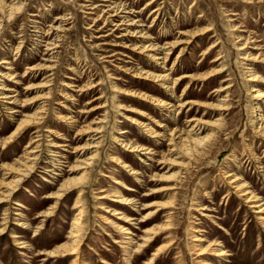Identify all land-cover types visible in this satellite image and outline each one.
<instances>
[{
    "label": "rangeland",
    "instance_id": "1",
    "mask_svg": "<svg viewBox=\"0 0 264 264\" xmlns=\"http://www.w3.org/2000/svg\"><path fill=\"white\" fill-rule=\"evenodd\" d=\"M146 1L117 0L128 10L134 11L130 18L137 17L136 20L145 25L146 28L143 29L149 32L151 41L159 46L182 38L179 35L180 32H195L205 27L211 28L207 33L193 39L188 35L190 43L183 45L185 50L174 68L176 72L174 76L186 72L202 76L212 69L223 66L226 70L216 79L203 81L199 80L200 77L198 80L191 81L188 89L189 95L185 99L198 103H216L218 99H224L227 95V100L233 106L222 116L224 129L216 134L214 140L205 144L207 145L204 151L205 156L197 159L196 163L193 162L191 167L187 168V174H183L179 179L177 190L168 192L173 196L174 207L166 210L165 213H171L169 217L172 229L162 233L160 238L145 248L142 253H134L136 243L139 242L144 229L155 224H162L166 220L163 218L165 215L161 213L148 224L139 222L141 216L147 213V210H142L144 204L156 199L150 195H143L148 194L151 189L170 184V182H158L152 174L167 173L169 175L176 169L168 171L167 166L162 169L164 165L160 163L162 159L160 151L166 149L168 136L164 140L151 139L152 141L146 142L150 138L124 119L125 116L137 118L136 115L121 109L136 106L151 116L152 113L142 106L125 100L119 99L117 102L116 98L124 96L119 91L134 90L148 93V95L175 105L178 99H171L168 93L166 96L153 93L151 88H148L153 83L133 76L136 68L143 69V72L146 70L158 72L156 69L159 66L149 62L148 64L143 54L131 51L129 56L133 61L119 55L115 58H102L107 55L96 50L95 45L101 41L95 37L106 34L105 31L112 27L107 26L103 30L104 33L98 34L95 31L103 26V20L98 21L96 27H91L92 19L99 15L104 16L103 19H105L113 12L103 13L102 11L106 9L102 6L94 10L89 9V4L102 5L100 0H27L22 14L14 24L8 25L0 34V60L4 59L10 63V65L0 66V86L6 85L13 88L16 92L11 94H15L19 100L18 106L7 104L4 106L2 102L5 101L0 100V141H4L13 132L23 115L34 111L35 102L33 100L35 98L42 96L48 90H51V96L46 101L45 116L47 119L40 126V159L31 177L25 179L18 192L12 197L13 202L20 203L23 207L13 205L11 202L0 204V223L3 222V218H7L9 222L7 231L15 232L19 237L18 240L28 247L26 249L17 248L13 240L9 238V234H4L0 237V264H70L71 259L77 256L78 264H145L159 245L169 241L173 242L171 248L155 257L151 264H197V250L200 247L206 248L208 243L214 241L220 243L217 248L224 250L226 256L223 259H212L209 256L199 257L206 258L213 264H264V220L258 219L259 215L264 217V213L254 214L255 209L249 208L248 204H245L238 195H232L233 190L225 179L226 173L241 175L250 185L248 189L257 194L264 203V173L259 171L261 169L257 168L249 152V148H252L258 160L261 161V166H264V142L255 147L252 144L254 139L252 127L256 122L254 118L256 113H253L254 110L251 108L248 82H246L251 62L244 61L242 57L245 54L255 56L259 52H264V2L252 0L251 4H247L242 0H156L150 7L143 9ZM156 7H159L160 14L158 19L151 23L153 20L151 11ZM123 13L118 14L122 17L120 19L128 16ZM63 16L65 19H70L65 22L57 20ZM114 20L116 21V18ZM60 24L63 30L52 34V36H61L58 42L59 48L54 50L56 63L55 68L50 72L52 85L49 89L30 88L27 90L26 87L30 85L34 87L43 79L42 76L33 79L31 77L22 78L26 67L40 66L44 63L40 59L47 58L43 55L44 43L38 36L41 35L40 32L49 30V27ZM149 26L151 27L148 28ZM124 28L125 26L115 31L114 36L107 40L110 43L121 41L122 39L118 37L124 34ZM123 40L129 49L144 42L134 37ZM244 44L243 50H239ZM212 45L216 46L210 49ZM107 47L106 51L114 48L109 45ZM177 51H174L165 63V71L171 67ZM218 56L222 58L213 63L212 61ZM147 64L152 66H147ZM7 66L11 70H6ZM259 67L261 66L256 63L255 70L260 71L259 73L264 76V71L258 70ZM6 73L13 74L14 79L11 82L6 79ZM225 78L228 80L223 82ZM15 81L19 83L14 84ZM88 81L99 82L100 85L93 92H88V96L76 92ZM187 82L188 80H185L179 86L175 97L178 98ZM228 85H231L228 90L216 92V89ZM101 93L104 96L103 99L85 105L89 99ZM71 99L75 104L71 103ZM106 100L107 106L103 111L98 110L96 111L98 113L92 115L82 114V111L98 103H104ZM23 101L30 102V104L24 106ZM258 104L261 109L255 112L260 113L264 118V105L260 102ZM151 106L153 105H148V107ZM9 107H16L17 113L12 114L14 117L8 115V110L5 108ZM118 107L123 108L119 110ZM193 109L192 113H187V109L182 111L177 119L178 126L186 127L184 129L187 130L189 123L186 121L189 118H212L203 116L202 113H195L199 110L202 112L201 108L194 107ZM155 112L154 118L160 122L164 120L167 124L173 119L165 111L155 110ZM104 113L107 116L105 120L107 123L102 124L105 126V131L100 134L102 136L101 150L96 165L92 172H89L88 184L85 185L83 191L85 196H82L85 217L84 221L80 222L84 232L80 236L79 253L77 256H69L66 259H47L40 253L68 243L66 237L69 225L76 215L72 204L78 192L69 193L65 198L57 201L47 199L46 196L56 191L57 186L65 179L78 178L82 174V171L71 173L69 169L75 164L73 163L75 158L73 147L83 144L88 135L84 134L82 140H76L65 149L66 151L61 152L67 159H61L63 160L62 165L54 169L57 175L48 172L54 168L51 164L54 159L48 156L49 150L47 151L50 140L59 142L57 138L65 136L64 131L68 129L66 124L58 122L55 118L56 114L66 119L72 117L78 123V129H82L83 125L98 126L95 122ZM215 115L217 114H213ZM153 127L159 130L154 124ZM31 129L27 128V131L8 148L2 149L0 146V183L13 179L14 174L6 176L5 169L8 165H14L15 160L19 162L22 160L21 157L26 151L25 145L31 139ZM48 129L54 132L51 137L46 132ZM122 130L127 133L119 135L118 133ZM209 131L210 129H206L202 135ZM67 132L70 139L76 135L75 130L71 129ZM166 134L168 135L169 132ZM115 137H118L120 141L130 139L132 142L138 137L143 138L146 141L142 144L156 152V156L151 160L148 159L151 156H144L140 152L127 154L140 173L138 179L135 180V177L129 176L128 180L124 181L126 185L134 189L133 192H127L125 196L130 195L129 197H134L136 200V206H127L130 212L124 213L134 219L129 223L120 222L116 219L117 217L111 216V213L99 210L101 203L97 202L95 194L98 189L112 193L115 188L110 183V179L101 176L102 172L110 171L111 168L115 169L109 164L111 149L116 146ZM156 143L163 144L162 148H156L158 146ZM58 151L60 152V150H55V152ZM138 158L146 162V165L139 162ZM236 163H239V168H236ZM227 193L229 195L226 197ZM109 200L107 198L103 205L109 207V210L119 211L116 204ZM202 207L206 210H200ZM48 209L51 211L48 218L38 216ZM15 213H19V216L14 215ZM18 220L29 224L30 228L24 230L18 228L15 225ZM117 224L128 229L129 234H119L116 230ZM39 225H42V229L37 232L36 236H33L35 227ZM107 234L111 236L108 237ZM165 236L168 238L164 239ZM195 237L203 241L194 242ZM129 238H132L133 242L128 241ZM114 240L117 243H114Z\"/></svg>",
    "mask_w": 264,
    "mask_h": 264
},
{
    "label": "bare ground",
    "instance_id": "2",
    "mask_svg": "<svg viewBox=\"0 0 264 264\" xmlns=\"http://www.w3.org/2000/svg\"><path fill=\"white\" fill-rule=\"evenodd\" d=\"M27 0H0V34L3 33L4 29L8 25L14 24V22L18 19L19 15L22 14L24 7L26 6ZM102 2V5H93L89 4V9L94 10L97 9L98 6L104 7V11H102L105 14L111 13L108 15L107 18L103 19L104 16L99 15L96 18L92 19L91 27H96L97 22L103 20V26L99 27L98 30L95 32L100 34L104 33V29L107 28V26L112 27V29H108L105 31L106 34H101L102 36H96L95 39L100 40L98 45H95L96 50L102 51L107 56H104L102 58H115L117 55L122 56L124 58L132 59L129 54L130 51L134 52L136 54H143L146 59L147 63H151L152 65L155 64L159 66L156 70L158 72H152L150 70H146L143 72V69L136 68L135 75H133L135 78L142 79L147 82L153 83V85H149L148 88H151L150 90L153 93H158L163 96H166V93L170 96L171 99H178L176 101V104L173 105L169 102L163 101L162 99H159L157 97H154L152 95H148V93L145 92H137L134 90L131 91H119V93L123 94V97L117 96V102L120 100H125L127 102H130L137 106H142L143 108L147 109L152 113V116L149 113H145L142 110L138 109L136 106H129V108L121 109L123 107H118L120 110H124L125 112L129 114H135L137 118H133L132 116H125L124 119L130 123V125L136 127V129H140L143 134H145L148 138L147 141L143 138H137L132 142L130 139L120 141L118 137H115L114 143H116V146L112 148V154L110 155L109 164L110 166L114 167L115 169L111 168L112 170L102 172L101 176L104 178L110 179V183L115 187L112 193L108 192L104 189H98L96 194V200L100 204L99 210L105 212V213H111V216L117 217L116 219L120 222L129 223L131 220H134L133 218H129V216H126L124 214L125 212H130L127 210V206L135 207L136 200L134 197L125 196V194H128L127 192H133V188L129 187L124 183L125 180H128L129 176L135 177V180L138 179L139 172L136 169V166L133 164V160L130 158L128 153H134V152H140L144 156H151L148 159L154 158L156 156V152L144 146L142 143L143 141L150 142L152 140H158V139H165L168 136L167 139V145L165 150L160 151V155L162 156V159L160 160V163L164 165V168L167 166V170H173L176 169V171L171 172L169 175L164 174H152V177L156 179L158 182L164 181V182H170V184H165L160 187H157L155 189H151L148 194H144L143 196H152L156 198L155 200L148 202L144 204L142 210H147V213L145 215L141 216V220L139 222H143L145 224L150 223L153 219H155L158 215L163 213L166 219L164 223L162 224H155L153 226L146 227L142 233L141 238L139 239V242L136 243V247L134 248V253L143 252L145 248H147L150 244L157 241L162 233L169 232L172 227L170 224V217L169 215L171 213H165L166 210L171 209L174 207L173 204V196H171L168 192L174 191L178 189V183L180 182L179 179L184 174H187V168L191 167L192 163H196L197 159H201L205 156V145L210 140H214L213 138L216 137L217 133H220L223 129V118L222 116L224 113L230 111L233 106L231 103H229V100H227V95L224 99H218L216 103H198L195 101L187 100L185 99L188 95V89L190 88L191 81L198 80L200 77L203 81H210L211 79H216L222 74L226 69L222 66L220 68L212 69L211 71L207 72L206 74H203L202 76H195L190 73H182L180 75L174 76L176 73L174 70L175 66L177 65L179 59L182 57V54L185 50V46L190 43V39H188V35L191 36V38H195L201 34L207 33L211 30V28L205 27V29H200L198 31L193 32H180V36L182 38H179L178 40H173L169 43H164L162 46H159L155 43H153L151 40V36L149 32L145 29L144 24H142L140 21L136 20L137 17L130 18L131 15H133L134 11L132 9H127L123 6L121 2H117V0H100ZM264 2V0H258V2ZM156 0H147L145 2L144 8L147 9L150 7ZM242 2L251 4L252 0H242ZM159 7L154 8V10L151 11L153 20L151 23L155 22V19H158V15L160 14V11L158 9ZM124 9H126L124 11ZM124 12V15H128L127 17L120 19L118 14H121ZM150 13V12H149ZM139 15V13H136ZM116 18V21L114 20ZM119 18V19H118ZM70 18H66L65 16L57 18V20H61L62 22H65ZM140 23V25L138 24ZM123 29L124 34L121 35L120 39L121 41H112L110 43L107 39L109 37L114 36V32L119 30L121 27H124ZM149 26L148 28H150ZM90 26L88 27V29ZM146 28V27H145ZM49 30L45 32H40L41 35L38 36L42 43H44V54L47 58L46 59H40L44 63L40 66L34 65V66H28L26 67V71L23 74L22 78L25 77H31L38 78L43 77L42 81L32 87L31 85L26 87L27 90L30 88H41V89H49V87L52 85L51 77L52 74L50 73L55 67L56 63V57L54 56L56 53L54 50L59 48L58 42L61 36L55 35L52 36L54 32H60L62 31L61 24L58 26H51L48 28ZM94 31V30H93ZM38 32V31H37ZM49 36V38H47ZM51 37L53 39H51ZM134 37L137 39H142L144 42L140 45H136L135 47L129 49L123 42L125 38ZM117 38V37H116ZM238 38V37H237ZM46 39V40H44ZM246 44V43H245ZM241 46L239 50H243L245 47ZM113 46V50L106 51L107 46ZM216 45H212L211 48H215ZM118 48V49H116ZM256 50H260L257 47H254ZM120 50V51H117ZM129 50V51H127ZM177 51V55L175 59L173 60V63L167 71H165V63L168 61L170 55L174 53V51ZM112 52V53H110ZM128 52V53H127ZM50 53V54H49ZM110 53V54H109ZM49 54V55H48ZM206 54V52H204ZM244 61L251 62L249 65V75H247L246 82L247 88H248V96L252 103V110L253 113H256L254 118L256 119L255 125L252 127L253 129V142L254 147L259 145V143L264 142V118L263 116L258 113L261 109L260 106H258L259 102L264 105V76L259 73L260 71L255 70V64L257 63L261 67L258 68V70L264 71V52H259L255 56H249L248 54H245V56H242ZM222 57L218 56L216 59H214L212 62H218ZM133 61V59H132ZM200 62V61H199ZM148 63V64H149ZM10 65V63L7 60H0V66L1 65ZM147 66H152L151 64ZM151 68V67H150ZM6 70H11L10 67H6ZM72 70V69H71ZM128 71V69H124ZM125 71V72H126ZM73 72V70H72ZM8 73V72H7ZM5 74L7 75L6 79L8 81H12L14 79L13 74ZM4 76V75H3ZM79 78V77H78ZM226 80H223V82L227 81L228 78H225ZM188 80L185 87L182 89L180 95L175 97V93L179 86L185 81ZM14 84H18V81L13 82ZM100 85L99 82H93L88 81V83L84 84L82 87L78 88L76 92L83 94L84 96H88V92H93L98 86ZM158 87H156V86ZM65 86V85H64ZM115 85L113 84V87ZM231 88V85L228 86H222L218 89H216L217 93L223 92L225 90H228ZM162 89V90H161ZM13 92H16L13 90V88H9L6 85L0 86V100L5 101L2 102L7 105H15L18 106V98L15 94H11ZM43 92V91H42ZM115 92V91H114ZM162 92V93H161ZM215 92V91H214ZM228 92V91H227ZM10 93V94H9ZM82 95V96H83ZM51 96V90H48L47 92H44L42 96L35 98L33 102H35L34 111L31 114L23 115L22 120L19 121V123L16 125L15 129L13 130L10 135L4 139V141H0V146L2 149L8 148V146L12 143H14L15 140L21 137L24 132L27 131V128H32L30 131V142L27 143L25 146V153L21 157V161L15 160L14 165H8L5 169V175H12L13 179L9 180L7 182H1L0 183V204H6L11 202L13 205L23 207L20 203L13 202L12 197L13 195L18 192L21 185L24 183L25 179L31 177L33 174V171L35 170V167L39 161L40 157V146H39V138L41 137V130L40 126H42L45 123V120L47 117L45 116L46 112V101ZM104 96L98 95L91 99H89L85 105H90L92 102H96L100 99H103ZM73 99H71V103L75 104V102H72ZM68 101V102H70ZM100 102V101H99ZM24 106L30 104V102L23 101ZM38 103V104H36ZM106 103L107 100L104 103H98L97 105H94L90 107L87 110L82 111V114H93L98 113L96 111L104 110L106 109ZM148 105H153L151 107H148ZM20 106V105H19ZM36 106V107H35ZM194 107H198L203 109L196 111L195 113H202L203 116L212 117L211 119H202L198 117H192L189 118L186 123H189L187 126L188 129L185 130L186 127H180L179 122L177 121L178 117L182 113L184 109H187V113H192L194 111ZM16 107H9L5 108L8 111V115L10 117H14L12 114L17 113L15 110ZM155 110L165 111L169 114L170 117H173L170 122H160L154 118L156 112ZM255 110H258V112H255ZM185 112V111H184ZM213 114H217L213 116ZM58 122L61 124H66V129L64 131L65 136H62L57 139H59V142H53V140H50V144L48 145V156L52 159H54L51 164L53 170H48V172L57 175L56 172H54V169H57L58 165H62L63 160L67 159V157L63 156L61 152L66 151L65 149L69 147L73 142L76 140H82L84 134L86 135L87 139L84 141L83 144H79L73 147V153L75 154L74 158V166L70 167L69 171L71 173L73 172H81L82 174L78 178H72V179H65L59 186H57L56 191L49 193L48 196H46L47 199H54V200H61L62 198H65V196L69 193H73L77 191V195L74 196L73 199V209L76 211L75 218L71 220V223L69 225L68 230V236L66 237V240L68 243L60 244L59 246H56L54 249L50 251H46L40 254H43L47 257V259H66V257L69 256H77L79 253V247L81 245L80 236L84 232L83 225L81 226L82 221H84L85 217V211H84V205L82 196H85L84 188L85 185L88 184V175L89 172H92L93 167L96 165L98 161V155L99 151L101 150V138L100 134L104 133L105 126L102 124L107 123L105 120L107 119L106 114L104 113L101 118L97 119L95 124H98V126H91L87 127V125H83L82 129H78V123L73 120L72 117L66 119L65 117L60 116V114H56L55 117ZM13 119V118H12ZM156 126L159 130L154 129L153 127ZM70 127V128H69ZM168 128V129H167ZM75 130L76 135L73 139L69 138V133L67 131ZM206 129H210L207 134L202 135L203 132ZM86 130V131H84ZM51 137L54 135L53 130L48 129L46 131ZM169 132L167 135L166 133ZM127 132L125 130H122L119 132V135L126 134ZM219 135V134H218ZM58 137V135H55ZM54 136V138H55ZM68 138V139H67ZM152 139V140H151ZM141 141V142H140ZM157 142V141H156ZM141 143V144H140ZM151 144V143H150ZM149 144V145H150ZM157 144V143H156ZM156 148L160 149L162 148L163 144H157ZM209 147V146H208ZM249 148V147H248ZM264 149V146H263ZM55 150H60V152H55ZM250 155L252 156V159L255 161V165H257V168H260L262 173H264V166H261V161L258 160L254 152L252 151V148H249ZM63 159V160H61ZM139 162L143 163V165H146V162H143L141 158H138ZM239 163H236V168H239ZM5 166V164H3ZM2 166V167H3ZM161 169V170H162ZM61 171V169H60ZM128 173V175L126 173ZM4 175V174H3ZM7 178V177H6ZM225 179L228 182V186L233 190L232 195H238V197L242 198V201L245 204H248L249 208L252 210L255 209L254 214H263L264 213V203L261 201V198L257 194H255L252 190H249V184L245 181V179L241 175H233L231 173H226ZM152 180V178H151ZM155 181V180H154ZM46 182H48L46 180ZM122 187V190H121ZM119 189V190H117ZM124 189V190H123ZM229 195V193L226 194V197ZM107 198H109L110 202L113 204H116V206L119 208V211L117 209L109 210V207H105L103 203L107 201ZM120 210H123L122 212ZM200 210H206L205 208H200ZM50 209L41 212L38 216L41 217H49L51 214ZM19 214V213H18ZM17 213L14 215L19 216ZM21 215V214H20ZM6 216V214H4ZM47 217V218H48ZM258 219L264 220V217L259 215ZM42 223V222H41ZM40 223V224H41ZM18 228L24 230L29 229L30 225L26 224L20 220L16 221L15 224ZM120 224H117L116 230H118L119 234H129V230L125 229L123 226H119ZM143 225V224H142ZM9 226V222L7 218H3V222L0 223V237L4 234L8 233L9 238H11L14 242V244L19 249H26L28 246L24 244V242H21L18 240V236L15 232H9L7 231V228ZM264 227V224H263ZM36 229L33 231V236H36L39 230L42 229V225L36 226ZM106 236L110 237L111 235L107 234ZM168 238L167 236L164 237V239ZM115 241V240H114ZM128 241L133 242L132 238H129ZM203 241L201 238L195 237L194 242ZM114 243H117L116 241ZM173 245L172 241H169L167 243H162L159 245L154 252L151 254L150 259L145 264H151L155 257L162 254L163 252L169 250L171 246ZM220 246V243L218 242H210L208 243V246L206 248L200 247L197 250L196 256L197 258V264H213L208 262L206 258H201L199 256H209L212 259H223V257L226 256V253L222 249H218L217 247ZM23 254V253H21ZM208 254V255H207ZM78 257V256H77ZM71 259L70 264H78L77 259L78 258ZM101 262V261H100ZM226 262V261H225Z\"/></svg>",
    "mask_w": 264,
    "mask_h": 264
}]
</instances>
